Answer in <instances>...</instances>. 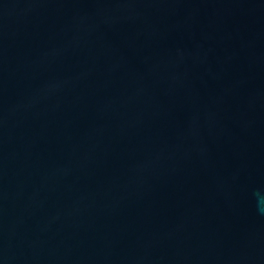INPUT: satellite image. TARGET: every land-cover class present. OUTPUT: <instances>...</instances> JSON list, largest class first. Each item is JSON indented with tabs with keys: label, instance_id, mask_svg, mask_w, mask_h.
Wrapping results in <instances>:
<instances>
[{
	"label": "water",
	"instance_id": "obj_1",
	"mask_svg": "<svg viewBox=\"0 0 264 264\" xmlns=\"http://www.w3.org/2000/svg\"><path fill=\"white\" fill-rule=\"evenodd\" d=\"M0 264H264V0H0Z\"/></svg>",
	"mask_w": 264,
	"mask_h": 264
}]
</instances>
